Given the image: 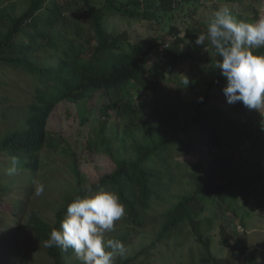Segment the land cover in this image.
<instances>
[{
    "label": "trees",
    "instance_id": "obj_1",
    "mask_svg": "<svg viewBox=\"0 0 264 264\" xmlns=\"http://www.w3.org/2000/svg\"><path fill=\"white\" fill-rule=\"evenodd\" d=\"M183 1L105 0L96 7L91 0H29L22 13L6 14V28L0 30V68L4 69L0 71V107L12 103L17 109L23 103L24 126L1 138L0 156L8 160L15 156L18 167L37 173L41 153L50 144L49 121L55 107L63 100L80 103L109 96L100 112L112 119L126 117L123 136L118 138L123 144L113 149V137L102 128L99 143L115 160L116 168L91 185L116 193L124 204L125 215L115 226L127 225L133 233L161 220L159 237L163 238L189 224L194 239L204 248L197 264H215L212 237L201 223L207 198L224 201L234 194L245 205L264 212V118H243L239 106L227 102L221 70L202 74L205 89L198 93L197 102L184 101L178 108L174 104L166 107L168 103L159 99L158 105L148 107L144 100H137L133 90H156L180 63L201 60L207 46L214 48L207 41L205 48L195 49L191 39L197 38L199 27L187 28L182 36L183 29L171 23L162 33L132 41L127 31L113 34L107 25L112 14L118 13L124 19L154 20L156 29L165 30L175 7ZM83 11L89 26L80 19ZM252 51L264 55V47ZM153 57L156 61L150 65ZM10 83L16 87L15 97L7 91ZM21 86H25L23 93ZM19 94L24 98H18ZM89 146L95 148L92 141ZM70 155L77 192L57 210L55 222L36 210L29 217L31 229L44 246L51 230L59 229L68 204L77 195H86L75 154ZM7 191L0 180V206L6 202ZM20 201L16 198L12 206L16 219L25 214L26 205ZM219 234L222 244L244 256L246 264H258L246 237L234 239L224 226ZM45 248L54 264H66L63 249ZM66 252L74 253L71 248Z\"/></svg>",
    "mask_w": 264,
    "mask_h": 264
},
{
    "label": "rangeland",
    "instance_id": "obj_2",
    "mask_svg": "<svg viewBox=\"0 0 264 264\" xmlns=\"http://www.w3.org/2000/svg\"><path fill=\"white\" fill-rule=\"evenodd\" d=\"M104 1L91 0V3L98 7ZM28 2L29 0H0V30L6 28L5 16L10 13L15 15L22 13L28 6ZM222 7H227L237 20L255 23L264 19V0H184L175 7L172 13L173 20L167 21L165 30L156 29L157 23L154 20L124 19L118 13L112 14V19L107 22V25L112 29L113 34L127 31L132 41L162 33L168 30L171 23L183 29L182 36L185 35L187 28L199 27L201 32L206 33L207 25L213 18L214 12ZM77 13L78 11L72 12V14ZM79 15L81 21L89 26L87 13L83 11ZM159 26L162 27L160 24ZM201 32H196L197 37ZM196 39V37L191 39V42L195 49H198L202 45H196ZM209 48V46L206 47V54L200 55L203 57L201 60L195 61L191 58L190 61L180 63L169 75L167 81L159 83L160 86L156 90L145 88L133 90L137 100H144L148 107L158 105L159 99H162L163 103H168L166 107H172L174 104L178 108L183 106L184 101L197 102L198 93L205 89L202 74L220 70L215 67L220 57ZM254 49L256 48L252 50ZM42 56L43 53L39 52L38 58ZM155 58L153 57L150 65L156 61ZM46 60L49 62V59L46 58ZM3 70V67L0 68V71ZM1 78L13 80L14 76ZM186 78L189 81L187 86L184 84ZM155 83L158 82L155 80ZM24 88L25 86L19 87V91L23 93ZM15 89L13 83H10L7 88V91L13 92L12 97H15ZM18 96V98H24V94ZM108 100H110L109 96L98 95L88 99L87 102L63 100L55 107L49 121V130L52 134L50 144L41 153V165L37 173L17 166V172L9 175L7 169L11 167V160L0 156V180L4 190L5 186H8L9 190V193L7 191L3 196L6 202L0 206V264H54L47 254V249L31 229L29 217L31 212L36 210L45 219L55 222L57 210L65 204L69 195L77 192L71 153L75 154L74 158L77 160L85 185L96 183L101 176L110 174L116 168L115 160L99 143V139L103 128L105 134L113 137L112 148L118 149L123 144L122 139L118 138L123 136L126 117L117 115V118L112 119L102 116L100 108L103 102ZM236 104L243 118H259L261 121L264 118V114L260 111L250 110L242 102ZM23 106L20 102L17 109L16 104L12 103L0 107V140L8 131L24 126ZM17 113L21 116H17ZM111 113L114 112L111 111ZM89 141L93 142L95 148H90ZM97 142L98 147H96ZM128 144L131 145L130 140ZM69 149L70 151L67 152ZM193 159L190 158L188 161ZM38 183L43 184L45 189L44 194L39 197L34 194ZM18 197L20 202L24 201L26 205L25 214L20 219H16L12 213V206ZM201 221L203 231L212 237V249L217 257L215 264H246L244 256L222 244L219 234L222 226L226 227L234 239L246 237L249 240L250 250L256 253L258 264H264V212L260 213L245 205L234 194L224 201L209 197L206 200ZM132 230V227L118 224L114 231L106 232V240L118 239L125 245V253L116 257L115 264L126 260H129L128 264H197L200 262L199 254L204 248L194 239V233L189 224H183L163 238L159 237L161 220L134 230L133 233ZM64 258L66 264H80L74 253L68 254L64 250Z\"/></svg>",
    "mask_w": 264,
    "mask_h": 264
},
{
    "label": "clouds",
    "instance_id": "obj_3",
    "mask_svg": "<svg viewBox=\"0 0 264 264\" xmlns=\"http://www.w3.org/2000/svg\"><path fill=\"white\" fill-rule=\"evenodd\" d=\"M208 41L220 59L215 67L226 79L222 91L229 104L242 102L250 110L264 114V55H256L253 48L264 47V19L255 23L237 20L227 7L214 12L207 32L198 35L195 44ZM187 86L188 79L184 81ZM203 98L201 97V100ZM18 158L11 157L9 175L17 172ZM86 195H77L68 204L59 229L53 228L44 241L46 247L71 248L80 264H115L116 257L126 249L118 239H105L115 222L125 215L119 196L91 184L83 186ZM44 185L37 184L34 194H44Z\"/></svg>",
    "mask_w": 264,
    "mask_h": 264
}]
</instances>
